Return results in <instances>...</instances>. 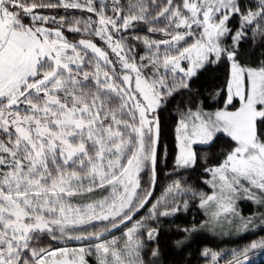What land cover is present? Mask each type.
<instances>
[{
	"label": "snow or ice",
	"instance_id": "1",
	"mask_svg": "<svg viewBox=\"0 0 264 264\" xmlns=\"http://www.w3.org/2000/svg\"><path fill=\"white\" fill-rule=\"evenodd\" d=\"M257 231L264 0H0V264H253L202 237Z\"/></svg>",
	"mask_w": 264,
	"mask_h": 264
},
{
	"label": "trees",
	"instance_id": "2",
	"mask_svg": "<svg viewBox=\"0 0 264 264\" xmlns=\"http://www.w3.org/2000/svg\"><path fill=\"white\" fill-rule=\"evenodd\" d=\"M69 37L72 38L71 35H69ZM219 71H222V69H220ZM215 87H218V84ZM215 87H211V90L214 91ZM205 95L207 96L208 93L206 92ZM209 103H211V97H209ZM212 107L214 108L216 107V105L212 104ZM169 146L170 148L174 147V143H170ZM224 146L225 145L221 141L219 147H224ZM166 171H168V169H165L160 173V178H159L157 188H156V196H159L161 194V192L163 191V188L166 186V184L169 181L177 178V177H171V178L165 177L164 173ZM201 172H202V169L198 168L195 172L186 173L184 174V176L189 178L188 179L189 184L196 186L200 190L210 191L211 190L210 187L202 183L203 177L200 175ZM238 207L243 209L244 215H249L252 205L250 201L242 200L238 204ZM193 215H194V212L192 211L188 212L187 214L181 213L179 218L173 222V227H175L176 225H179L181 227L187 225L192 220ZM196 218L198 220L203 219L202 213L196 214ZM261 234H264V233H260L259 231H257V234L253 235V233L248 232V233H243L239 236L235 234H233L232 236H228V235L221 236V235H214L212 233H207L204 237H202V239L209 246L213 247L215 250H220V249L230 250L231 248H234V247H242L244 244L250 242L252 239L258 238V236ZM72 244H76V242H72L69 245H72ZM251 260L253 264H264V251L261 252V254L253 255L251 257ZM198 264H205V262L203 260H200Z\"/></svg>",
	"mask_w": 264,
	"mask_h": 264
},
{
	"label": "rangeland",
	"instance_id": "3",
	"mask_svg": "<svg viewBox=\"0 0 264 264\" xmlns=\"http://www.w3.org/2000/svg\"><path fill=\"white\" fill-rule=\"evenodd\" d=\"M70 38V37H69ZM71 39V38H70ZM237 105H238V99H237ZM171 181H169L167 184H169ZM166 184V185H167ZM70 247H77V246H79L77 243L76 244H72V245H69ZM261 252H263V251H257L256 252V254L255 255H258V254H261ZM220 264H224V261H220Z\"/></svg>",
	"mask_w": 264,
	"mask_h": 264
}]
</instances>
